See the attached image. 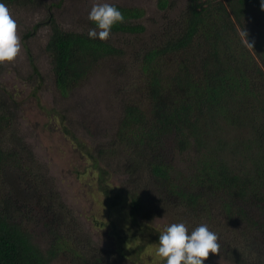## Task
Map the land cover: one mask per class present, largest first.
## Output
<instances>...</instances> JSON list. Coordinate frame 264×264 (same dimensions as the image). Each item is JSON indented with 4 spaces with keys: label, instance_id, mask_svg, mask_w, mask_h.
Returning a JSON list of instances; mask_svg holds the SVG:
<instances>
[{
    "label": "rangeland",
    "instance_id": "374dc122",
    "mask_svg": "<svg viewBox=\"0 0 264 264\" xmlns=\"http://www.w3.org/2000/svg\"><path fill=\"white\" fill-rule=\"evenodd\" d=\"M170 1L171 8L164 11L156 7L155 0H34L26 6H7L17 21L21 52L13 62L0 64V102L10 116L1 130L0 146L14 158L1 179L0 200L10 212L17 213V221L24 219L41 249L48 246L46 229L35 216L23 211L31 210L37 199H50L53 191L75 218L77 227L69 236L80 246L112 255L119 245L117 239L137 233L125 248L132 255L130 260L114 264H164V258L157 255L158 245L147 246L142 254L135 248L154 242L158 233L177 222H184L189 232L206 223L218 234L220 252L209 253L205 264H233L227 258L230 250L243 253V264H264V212L260 205L207 186L198 185L193 193L189 187L193 169L200 165L195 162L198 154L191 148L180 151L172 133L165 136L159 151V160L171 177L172 189L167 191L146 171L129 168L133 153L117 139L126 107L135 105L148 111V105H141L146 93L143 55L180 30L187 0ZM105 2L143 9L144 16L138 22L144 31L110 35L108 40L122 49L123 56L100 62L80 86L63 97L56 90L51 57L45 50L50 35L48 17L51 15L65 31L87 33L92 6ZM257 11L250 9L244 21L245 29L251 27L255 38V33H263ZM27 33L31 35L24 41ZM239 136L251 137L246 130ZM250 155L260 157L255 150ZM230 160L237 162L232 157ZM29 180L31 183L26 182ZM102 189L108 191V200ZM191 194L204 199L196 209L185 205ZM132 196H137L142 206V216L136 222L130 215ZM111 202L116 206H110ZM145 227L150 229L141 234ZM69 260L59 257L51 264H70Z\"/></svg>",
    "mask_w": 264,
    "mask_h": 264
},
{
    "label": "trees",
    "instance_id": "16d2710c",
    "mask_svg": "<svg viewBox=\"0 0 264 264\" xmlns=\"http://www.w3.org/2000/svg\"><path fill=\"white\" fill-rule=\"evenodd\" d=\"M33 1L3 0L7 6H24ZM155 1L160 11L172 6L170 0ZM115 6L123 13L124 21L113 26L111 35H139L144 31L138 22L144 16L143 9ZM252 8H257L263 26V33H255L258 38L251 27L245 29L244 21ZM47 24L50 35L45 50L51 57L56 90L63 97L80 86L100 62L124 54L109 40L90 39L88 32L63 30L51 15ZM89 25L94 27L91 21ZM38 27L35 25L33 30ZM246 33L252 47L247 44ZM30 35L25 34L23 40ZM162 42V46L143 55L146 93L141 105H148V111L129 105L120 122L117 139L133 153L129 168L146 171L156 185H163L166 191L172 189L168 167L159 160L160 146L172 133L180 151L191 148L198 154L195 162L200 165L193 169L189 187L193 193L198 185L207 186L236 199H252L264 212V10L260 0H187L180 30ZM8 114L1 101L0 134L10 122ZM245 130L250 138L239 136ZM252 150L260 157L251 156ZM13 160L12 154L0 146V186ZM18 165L22 168V164ZM102 193L107 200L110 198L106 189ZM132 197L130 215L136 222L142 216V206L137 196ZM202 198L191 194L185 205L196 209L203 203ZM2 203L0 200V264H51L59 257L70 259V264H114L132 256L125 248L137 233L117 239L119 245L112 255L74 242L69 235L77 227L75 218L53 191L50 199H37L31 210L23 211L35 216L46 229L49 238L46 237L45 250L34 242L24 219L17 221V213ZM148 229L143 228L141 234ZM158 236L159 233L154 242L139 245L135 251L142 254L147 246L158 245ZM238 252L230 250L227 254L233 264H243V253Z\"/></svg>",
    "mask_w": 264,
    "mask_h": 264
},
{
    "label": "clouds",
    "instance_id": "9594fccd",
    "mask_svg": "<svg viewBox=\"0 0 264 264\" xmlns=\"http://www.w3.org/2000/svg\"><path fill=\"white\" fill-rule=\"evenodd\" d=\"M264 10V0H260ZM89 21L94 24L88 32L90 39L106 41L114 25L124 21L120 9L111 3H96L92 6ZM247 44H252L247 39ZM21 52L17 34V21L11 16L7 5L0 0V64L13 62ZM218 234L208 224L201 223L189 232L184 222L171 223L159 235L157 255L164 258V264H205L209 253L220 252Z\"/></svg>",
    "mask_w": 264,
    "mask_h": 264
}]
</instances>
